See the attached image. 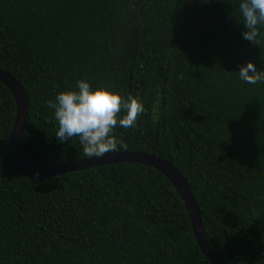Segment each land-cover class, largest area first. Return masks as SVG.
Segmentation results:
<instances>
[{
  "label": "trees",
  "instance_id": "trees-1",
  "mask_svg": "<svg viewBox=\"0 0 264 264\" xmlns=\"http://www.w3.org/2000/svg\"><path fill=\"white\" fill-rule=\"evenodd\" d=\"M0 0V70L23 88L20 154L30 166L89 158L55 137L59 92L77 80L142 102L116 151L153 154L185 179L204 236L230 264H264V29L255 44L238 0ZM228 20L221 30L208 16ZM124 113L118 114V118ZM15 103L0 83V264H210L184 204L152 168L114 163L46 179L15 171Z\"/></svg>",
  "mask_w": 264,
  "mask_h": 264
},
{
  "label": "clouds",
  "instance_id": "clouds-1",
  "mask_svg": "<svg viewBox=\"0 0 264 264\" xmlns=\"http://www.w3.org/2000/svg\"><path fill=\"white\" fill-rule=\"evenodd\" d=\"M239 15L245 29L241 33L246 41L256 43L264 29V0H238ZM246 84L264 83V70L248 62L235 72ZM47 107L53 110L58 141L76 137L83 154L101 157L114 150L118 140L113 130L134 127L137 116L145 111L142 102L129 96L125 101L120 94L106 88L93 89L86 80H77L73 90L59 92ZM124 114L118 118V114Z\"/></svg>",
  "mask_w": 264,
  "mask_h": 264
},
{
  "label": "water",
  "instance_id": "water-1",
  "mask_svg": "<svg viewBox=\"0 0 264 264\" xmlns=\"http://www.w3.org/2000/svg\"><path fill=\"white\" fill-rule=\"evenodd\" d=\"M0 83L8 89L15 103V118L9 138V155L17 173L28 179H46L114 163H134L152 168L165 177L179 195L190 221L196 244L206 260L210 264H230L219 257L205 239L197 204L181 173L171 163L153 154L138 151H116L105 153L101 157L83 158L48 167H33L25 163L20 154L19 143L27 118V98L21 85L10 74L2 70H0Z\"/></svg>",
  "mask_w": 264,
  "mask_h": 264
},
{
  "label": "flooded vegetation",
  "instance_id": "flooded-vegetation-1",
  "mask_svg": "<svg viewBox=\"0 0 264 264\" xmlns=\"http://www.w3.org/2000/svg\"><path fill=\"white\" fill-rule=\"evenodd\" d=\"M196 5H197L196 0H186L185 1V6L190 8L192 13L203 12L202 10H200V11L197 10ZM207 14H208L209 18L211 19L209 21H218L219 26L217 28H220L221 30L227 29V26L225 27V24L227 25L229 22H228V20H226V17H224L220 14H211L208 12H207Z\"/></svg>",
  "mask_w": 264,
  "mask_h": 264
}]
</instances>
